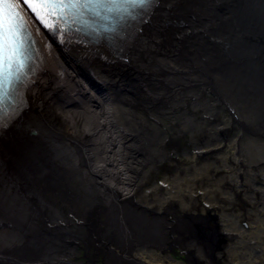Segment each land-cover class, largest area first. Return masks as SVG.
<instances>
[{
    "label": "bare ground",
    "instance_id": "bare-ground-1",
    "mask_svg": "<svg viewBox=\"0 0 264 264\" xmlns=\"http://www.w3.org/2000/svg\"><path fill=\"white\" fill-rule=\"evenodd\" d=\"M19 11L33 60L0 127V264H66L80 248L84 261L70 264H238L243 228L258 242L246 251L261 253L239 254L253 261L241 264H264V220L241 223L259 203L224 204L232 232L220 229L219 247L184 202L197 185L212 187L215 169L227 200L250 191L243 205L264 203V0H154L96 37L55 34L27 5ZM220 107L229 124L207 125ZM230 126L236 135L220 139ZM184 136L185 156L216 146L214 159L203 154L191 178L184 168L164 181L185 178L190 191L176 184L182 194L167 196L161 183L156 195L164 148ZM229 182L238 189H223ZM171 240L189 262L167 254Z\"/></svg>",
    "mask_w": 264,
    "mask_h": 264
},
{
    "label": "rangeland",
    "instance_id": "rangeland-1",
    "mask_svg": "<svg viewBox=\"0 0 264 264\" xmlns=\"http://www.w3.org/2000/svg\"><path fill=\"white\" fill-rule=\"evenodd\" d=\"M217 107V106H216ZM222 109H224L223 107H220V110H218L217 112H216V114H215V117H214V119L212 118V119H210V118H208L209 119V121H208V123L209 124H207V125H211V126H213L212 125V123H215V124H221L222 125V127H223V125H224V127L225 126H227L226 124H229V122H227L226 121V119L224 118V116L225 115H227L228 113H227V111L224 109V110H222ZM227 117H229V115L227 116ZM217 121V122H216ZM206 125V127H209V126H207ZM233 126H230V127H226V128H224V129H226V131H224V132H219V138L221 139H225V138H227V139H229V138H233L235 135H236V133H234V132H232V130H233V128H232ZM213 128V127H212ZM175 129V128H174ZM232 134V135H231ZM189 137L188 136H184V137H179V139H178V141H176V143H177V145L179 146V147H176V146H174V145H171V146H168L167 147V145H166V147L167 148H164V149H166V153H168V157H167V159L165 160V161H163V163H160V165H161V167H160V172L159 173H155V174H153L152 175V183H155V184H153L154 185V187H153V189H151V191H153L154 192V190L155 189H157V191H155L154 193L156 194V195H158V194H161V190H159V189H161L162 188V186L160 187V185L159 184H161V183H163V185L165 184L164 183V181H166V178H168V177H172L173 176V174L172 173H174V171H176V169H187L186 171H185V173H184V175L187 177V178H191V172H193L194 170H193V168H194V166L195 165H197V163H200L201 161H203L202 159H205V157L203 158V154H204V156H207V155H209V157H207L206 159H207V161L209 162V160H213L214 158L212 157V155H210L211 154V152L209 151V150H212V149H215L216 148V146H213V148L212 147H210V146H200V148H195V150L194 149H192L190 152H191V156H193V158H191L190 156L189 157H187V156H185L181 151H182V149H184V148H186L187 147V139H188ZM225 153H227V151L225 152ZM196 154V155H195ZM199 154H201V156H199L198 157V155ZM228 155L227 156H229L230 157V155H229V153H227ZM211 168V167H210ZM190 169H192V171H190ZM215 169H211V171H209L210 173H213V175L211 176L210 175V177H206V178H209L208 180H206V182H211V181H215V183L212 185V187H211V184L212 183H210V184H208V186H209V188H207L208 186H201V185H197L194 189L195 190H193V193H191L194 197L192 198H190L189 197V195L188 194H185L187 197H189V198H186L185 200H184V202H185V204H186V201H188L187 203L189 204V205H191V209H192V212L191 213H188L187 215L188 216H201V218H204V219H207L208 220V225L207 226H210V228L212 227V231H213V233H214V236H213V240H212V243H214L215 245H217V246H219V247H223V244H220L221 242H224L223 241V237L222 238H220L221 237V235H219V232H220V229H224L227 233H228V231L229 232H232V231H230L229 229L227 230V229H225V227H228L229 228V225H231V224H228L229 222H230V220H232V218H229V216H224L222 213H223V209H224V204H234L236 207H240V208H243V210L244 211H246V212H250V210L251 209H254V211H255V208L253 207V205L254 204H258L259 206H258V209H259V212L257 213V212H254V213H252L251 212V216H252V218H251V216H248V214L246 215V216H244L243 217V219L241 220L242 222L241 223H244V224H246V225H248V227H259L261 224L259 223V220H258V218H262L263 220H264V216H262L261 217V212L262 213H264V210H263V208H264V203L261 201L262 199H259V201H256V202H254V203H251V204H249V205H243V200L244 201H246L247 200V198L246 197H248V196H251V194H250V191L248 192V191H245V193L244 192H240L239 194H240V197L241 198H238V200L236 201V200H227L229 197V195L230 194H223V192L222 191H220L219 189H218V187H217V185L219 186L220 185V188L222 187L221 186V184H224L222 181V175H223V173L222 174H220V175H217V174H215ZM263 173L264 174V171L262 170V171H260L259 173ZM218 177H220V178H218ZM170 179V178H169ZM185 178H182V177H180V179H179V181H180V183H176V184H179L182 188H184V190H186V191H188L189 189H188V187H187V185L186 184H184L185 183V180H184ZM171 180V179H170ZM190 179H188V181H189ZM240 180V179H239ZM244 180V179H243ZM155 181V182H154ZM151 183V184H152ZM176 184H174L173 182H167L165 185L167 186V188H169V192H167L165 195H167V196H171V195H175L176 193H179V194H182V190H179V187L176 185ZM216 185V187H214ZM226 184H224V186H225ZM148 186H150V185H148ZM169 186V187H168ZM230 186V188H228ZM175 187H176V189H175ZM227 187V186H226ZM228 187L227 188H223V189H225L227 192H232L233 191V188H236V190L238 189V184L236 183V182H234V183H228ZM216 188V189H215ZM255 187L253 186L252 187V189H254ZM188 189V190H187ZM176 190H178L177 192H176ZM191 190V189H190ZM189 190V191H190ZM230 192V193H231ZM158 193V194H157ZM185 193V192H184ZM234 193V192H233ZM171 194V195H170ZM246 194V195H245ZM250 194V195H249ZM143 195H145V192H143ZM147 195V194H146ZM145 195V196H146ZM151 195H152V193H151ZM150 194H148L146 197V199H147V201L149 202V199H148V197H151V199H152V201L154 200V199H157L158 197H153L152 198V196H151ZM223 195V196H222ZM213 196H214V198H213ZM244 196H245V198H244ZM244 198V199H243ZM246 199V200H245ZM173 202H176V205L179 207V205L178 204H180V203H178L179 201H173ZM172 202V203H173ZM246 209V210H245ZM206 210H209L210 211V213H209V215H205V214H208V211H206ZM260 215V216H259ZM93 216H95V218L96 217H98V215L96 216V215H93ZM255 216V217H254ZM93 218V217H92ZM91 218V219H92ZM255 218V219H254ZM90 218H87V220H85L84 221V225H87L89 222H87V221H92ZM94 219V218H93ZM248 219V220H247ZM262 219H260V220H262ZM224 221L226 222V223H224ZM229 221V222H228ZM254 221H256V222H254ZM258 221V222H257ZM94 222V221H93ZM226 224H228L227 226H226ZM263 226V225H262ZM216 227H218V230L216 229ZM232 227H233V225H232ZM231 228V227H230ZM246 231V229H244L243 228V231L241 230V232L240 231H238L240 234H245V236H243V237H241V236H239V235H237L240 239H238V240H242V243H243V238L244 237H246L244 240V243L243 244H238L237 246H236V248H235V250H236V253H234L235 251H231V254H233L232 256H234V261H236V262H238V264L240 263H247V262H250L251 260L250 259H252V257L253 258H260L259 257V255H260V251H259V249L258 248H256V250L257 251H255L254 252V250H251L252 248V244H254V246H256L257 245V241L256 240H252V234L251 233H246L245 232ZM238 232H236V233H238ZM250 232H252V231H250ZM221 233V232H220ZM223 233V232H222ZM262 239H264V237H262ZM248 240V241H247ZM247 244H248V246L251 248L249 251H246V248H247ZM249 244H251V246L249 245ZM241 245H242V247H241ZM233 247H234V245H233ZM238 247V248H237ZM169 250L167 251V254L169 255V256H171V257H174L173 259H176L177 261H182V262H189L190 261V259H189V257L191 256L190 254L188 255V254H185V252H184V250H182V249H178L177 248V246L176 247H174V246H172V240H171V242L169 243ZM240 248V249H239ZM141 249V248H140ZM245 249V250H244ZM142 251H145L144 249H141ZM244 250V251H243ZM84 251V249H82V248H80V256L79 257H77V258H74V261L72 260V261H70V262H68V263H66V264H70V263H72V262H79L80 260H82V262L84 261V259H85V256H86V254H85V252H83ZM238 251V252H237ZM240 252V253H239ZM244 252V253H243ZM252 252V253H251ZM242 253V254H241ZM246 253L248 254V253H251V257H250V259H244V258H240V256H239V254H241L242 256H247L246 255ZM259 253V254H258ZM255 254V255H254ZM229 255V254H228ZM187 256V257H186ZM226 258H230L229 256H226ZM227 259V260H228ZM100 260V259H99ZM101 261V260H100ZM103 261V260H102ZM245 261V262H244ZM251 262H253V261H251ZM259 262V260L256 262V264ZM222 264H227V262H222Z\"/></svg>",
    "mask_w": 264,
    "mask_h": 264
},
{
    "label": "snow or ice",
    "instance_id": "snow-or-ice-1",
    "mask_svg": "<svg viewBox=\"0 0 264 264\" xmlns=\"http://www.w3.org/2000/svg\"><path fill=\"white\" fill-rule=\"evenodd\" d=\"M20 3L27 5L42 22L54 12L80 18L91 15L107 22L101 25L105 33H114L117 24L134 19L138 9H147L154 0H0V127L4 126V105L26 76L30 60L20 28Z\"/></svg>",
    "mask_w": 264,
    "mask_h": 264
}]
</instances>
